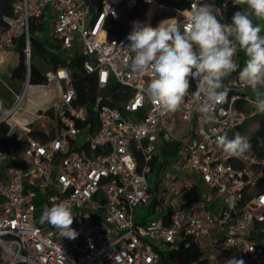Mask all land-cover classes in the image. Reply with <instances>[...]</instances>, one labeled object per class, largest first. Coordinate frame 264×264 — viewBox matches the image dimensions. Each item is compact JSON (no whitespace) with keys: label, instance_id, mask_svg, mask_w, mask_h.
<instances>
[{"label":"built area","instance_id":"obj_1","mask_svg":"<svg viewBox=\"0 0 264 264\" xmlns=\"http://www.w3.org/2000/svg\"><path fill=\"white\" fill-rule=\"evenodd\" d=\"M175 2L15 0L11 15L2 18L0 60L22 39L28 81L31 24L50 15L52 37L64 59H74L79 51L97 95L88 105H75L69 69L50 70L47 81L60 88L58 102L47 109L55 117L53 134L44 143L32 137L18 146L0 141V264H160L158 251L183 237L198 238L211 264L221 250L237 253L244 264H264V156L250 149L242 158L229 157L215 143L218 135L233 138L254 115L264 116L246 94L250 88L239 79V70L223 80L227 97L217 106L215 123L196 110L200 99L194 79L181 109L161 114L142 98L150 77L130 70L134 53L123 48L130 43L127 36H112L140 4L170 15L153 27L168 19L186 25L197 0ZM200 2L213 4L225 24L227 12L239 6L233 0ZM23 97L1 123L9 124ZM90 114L96 123L92 135ZM181 126L187 132L179 141L186 169L199 176L202 186L180 174L189 204L141 223L136 210L150 199L147 176L156 146L173 141ZM167 189L176 192L175 183ZM52 198L71 205L75 238L37 224Z\"/></svg>","mask_w":264,"mask_h":264},{"label":"clouds","instance_id":"obj_2","mask_svg":"<svg viewBox=\"0 0 264 264\" xmlns=\"http://www.w3.org/2000/svg\"><path fill=\"white\" fill-rule=\"evenodd\" d=\"M245 5L237 11L231 23L217 18L213 4L197 0L186 25L175 19L162 21L157 27L134 22L128 34L126 47L134 55L129 68L133 73L149 75L146 87L141 89L147 99L161 114L175 113L185 103L189 94L190 79L197 81L194 93L200 99L196 110L209 122H216L217 106L226 101L223 80L237 72L245 87L254 93L252 103L264 113V35L253 18L264 20V0H233ZM243 51L246 59L241 68L235 57ZM3 102L0 101V107ZM215 143L229 157L242 158L252 145L239 132L229 139L218 135ZM45 206L41 223L47 222L58 229L63 237L75 238L72 228L74 214L67 201ZM224 264H244L235 257Z\"/></svg>","mask_w":264,"mask_h":264},{"label":"crops","instance_id":"obj_3","mask_svg":"<svg viewBox=\"0 0 264 264\" xmlns=\"http://www.w3.org/2000/svg\"><path fill=\"white\" fill-rule=\"evenodd\" d=\"M245 5L241 4L238 9L230 10L227 12V24L231 23L232 17L235 12L242 11ZM240 8V9H239ZM53 17L50 15L41 17L33 23L40 24L43 26H53ZM255 24L259 22V19L253 18ZM41 29L34 31V36L40 41L43 37ZM51 38L56 44L57 42L52 37H48V41L45 42L44 46L50 49L52 42ZM57 51L61 52L58 44ZM19 50L18 41L15 42L9 49L7 54L0 60V101L3 102L0 107V122L2 119L10 114L16 107L18 99L25 95L26 91L29 90L35 94L31 103L28 106L18 112L20 104L16 109L14 115L9 120V132L6 136V146H18L25 140L26 137H32L37 141L44 143L53 134L54 131V120L45 115V110L52 107L59 100L60 88L56 82H48L46 85H30L29 79L25 81L16 80L12 77L13 70L18 66L19 63ZM237 59L240 64H244L246 59L243 51H237ZM51 69L49 68L48 71ZM48 71H45L47 73ZM51 83L53 87L46 89V86ZM35 89L37 91H32ZM41 89V90H40ZM249 92H252L250 89ZM254 95V93L252 92ZM49 121H48V119ZM46 119L50 122V127L46 124ZM39 124L36 126V124ZM16 126V127H15ZM30 132L34 133V137L30 136ZM233 134V133H232ZM187 135L185 127H179L174 134V140L169 143L159 142L156 146V152L150 165V174L155 175L157 182L149 184V195L150 199L147 204L137 208L136 220L139 222H147L151 219L161 218L166 214L171 213L173 206L171 200L175 197L179 199L180 208L182 209L189 204L187 195L181 190L180 178L184 175L186 178L191 179L198 187H201L199 176L186 169L185 166V153L179 146V141ZM235 135V134H234ZM181 166L182 172H177L176 167ZM170 182H174L176 185V192H170L167 189V185ZM140 209V210H138Z\"/></svg>","mask_w":264,"mask_h":264},{"label":"trees","instance_id":"obj_4","mask_svg":"<svg viewBox=\"0 0 264 264\" xmlns=\"http://www.w3.org/2000/svg\"><path fill=\"white\" fill-rule=\"evenodd\" d=\"M15 0H0V23L2 18L11 15V6ZM169 3H176L175 0H168ZM170 17L168 14L156 13L153 8L146 4H140L135 11L130 15L127 27L125 30H118L112 33L113 37H121L128 34L133 29L134 22L140 24H148L153 27L156 21ZM36 29H42L40 24H31L30 29V43H31V60L29 68V84L30 85H46L47 78L45 71L41 68V65L47 66L51 70L55 71L58 68L66 67L71 73V80L76 91L75 105L84 106L92 103L97 95V89L94 84V79L91 75H88L83 68V58L72 59L66 61L62 57L53 55L42 42L34 36ZM23 40H18L19 50V63L13 70L12 77L16 80H26V67L24 64V57L22 54ZM38 61V64L35 62ZM35 89H32L34 91ZM41 90V89H40ZM37 91V90H35ZM45 115L54 120V114L52 110H47ZM87 124H92L89 133L92 135L96 129V123L93 116L90 114ZM9 132V127L5 123H0V141L6 146V136ZM30 136L34 137V133L30 132ZM252 145L251 151L264 156V120L261 121L260 126L256 133L249 140ZM152 162L150 163V165ZM160 264H211L206 258L205 254L201 250L200 240L196 237H183L177 241L174 245L166 246L160 249ZM235 257L237 260H241L237 253L227 250H221L217 255V263L224 264L226 259Z\"/></svg>","mask_w":264,"mask_h":264},{"label":"rangeland","instance_id":"obj_5","mask_svg":"<svg viewBox=\"0 0 264 264\" xmlns=\"http://www.w3.org/2000/svg\"><path fill=\"white\" fill-rule=\"evenodd\" d=\"M236 9H238V7L236 8ZM240 9V8H239ZM257 24H259L260 26H261V28H262V35H264V20H259V22L257 23ZM123 26V25H122ZM126 26H127V24L126 25H124L123 26V30H125L124 28H126ZM41 34L43 35V37H42V39H41V42H42V44H45V42L46 41H48V37H51V35H52V33H53V26H43L42 27V29H41ZM50 39V42H52V45H51V47H50V49H48L53 55H56V56H58V57H62V58H64V55L61 53V52H59V51H57V44L51 39V38H49ZM47 48H48V45H47ZM79 48V46H76V49H78ZM76 49H74L73 51H72V53L76 50ZM80 58V53H79V51H77V53L74 55V59H79ZM72 60V59H71ZM70 60V61H71ZM35 62L38 64V61L37 60H35ZM40 66H41V68L44 70V71H48L49 70V68L47 67V66H43V65H41V64H39ZM53 87V84H51V83H49L47 86H46V89H50V88H52ZM246 94L249 96V97H251V98H255V96L252 94V92H246ZM33 96H35V94L34 93H32L31 91H29V90H27L26 91V93H25V95H24V97H23V100H22V102L20 103V107H19V109H18V112H21L24 108H25V106H28L30 103H31V100H32V98H33ZM246 110L248 111V112H251V109L249 108V107H247L246 108ZM48 119V118H47ZM47 119H46V124H47V126H49L50 125V122H48L49 121V119H48V121H47ZM262 120H264V116H262V115H254V117L252 118V119H250V120H248L247 122H246V124L239 130V131H235V133H237V132H239L242 136H245V137H247V139L249 140L250 139V137H252V135L255 133V131L257 130V126H258V124L260 123V121H262ZM39 124V122L36 124V126ZM50 127V126H49ZM235 133H233L232 134V136L234 137V134ZM147 181H148V183L150 184V186H151V184H155L156 182H157V178H156V176L155 175H148L147 176ZM171 205L173 206V209H172V211L171 212H174V211H177V210H179V208H180V204H179V199L178 198H173L172 200H171ZM138 210H140V209H138ZM37 216V218H40V215H36ZM39 226H41V227H48V228H51V229H56L54 226H52V225H50L49 223H47V222H44V223H41V221H39L38 223H37ZM73 226V225H72Z\"/></svg>","mask_w":264,"mask_h":264},{"label":"bare ground","instance_id":"obj_6","mask_svg":"<svg viewBox=\"0 0 264 264\" xmlns=\"http://www.w3.org/2000/svg\"><path fill=\"white\" fill-rule=\"evenodd\" d=\"M16 127V126H15Z\"/></svg>","mask_w":264,"mask_h":264},{"label":"water","instance_id":"obj_7","mask_svg":"<svg viewBox=\"0 0 264 264\" xmlns=\"http://www.w3.org/2000/svg\"><path fill=\"white\" fill-rule=\"evenodd\" d=\"M1 123V122H0Z\"/></svg>","mask_w":264,"mask_h":264}]
</instances>
